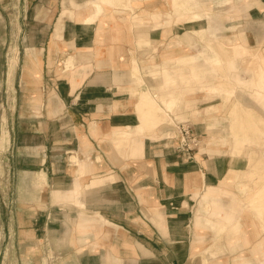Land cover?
Returning <instances> with one entry per match:
<instances>
[{
  "label": "crops",
  "instance_id": "0c3cea01",
  "mask_svg": "<svg viewBox=\"0 0 264 264\" xmlns=\"http://www.w3.org/2000/svg\"><path fill=\"white\" fill-rule=\"evenodd\" d=\"M121 1L0 0V56L11 48L17 57L14 80L4 66L16 104L6 116L14 155L6 168L16 180L15 191L0 190V238L9 246L0 264L261 263L264 228L246 204L252 200L264 215V183L248 193L255 168L264 174V154L253 170L246 155L219 147L179 149L176 139L155 131L164 117L155 96L172 107L180 99L177 78L200 80L209 64H225L222 79L252 91L264 106V0ZM231 2L243 9L236 35L230 19L215 22ZM207 16L228 36L229 45L217 44L223 58L209 38L196 53L180 52L184 25L201 39L213 36ZM154 51L158 62L147 63ZM135 57L151 77L160 75L157 94L144 88L139 101L124 69ZM239 58L254 66L252 77L239 74ZM219 86L227 97L233 92ZM230 112L238 129L232 152L262 143L264 118L240 115L236 103ZM17 176H28L30 192L22 193L24 178ZM7 198L14 200L8 209Z\"/></svg>",
  "mask_w": 264,
  "mask_h": 264
},
{
  "label": "rangeland",
  "instance_id": "374dc122",
  "mask_svg": "<svg viewBox=\"0 0 264 264\" xmlns=\"http://www.w3.org/2000/svg\"><path fill=\"white\" fill-rule=\"evenodd\" d=\"M56 2L57 0H50ZM121 3H124V0L121 1ZM198 9L200 7H197ZM133 10V9H131ZM187 11L188 9H184ZM243 9L238 7L237 3H230V12H226L225 14H218L215 18V22L222 21V18L224 19H230V24H228V29H230V32L234 35L239 32L240 28V18L242 16ZM167 16H171L173 19L174 17V11L173 12H167ZM209 20V26L213 28V36H207L204 39H201L197 32L194 31H186L188 27L186 25L183 26L182 29H179L182 34V40L180 39L179 44L182 45V49L180 52L182 53H196L199 49L203 48L205 46V40L207 38L210 39V43H213L214 48L217 52H219L223 58L224 50L220 48V45L218 46V42H222L224 46H227V37L224 36V33L220 30L221 25L217 23H211L210 19L207 16ZM202 24V23H201ZM204 24V22H203ZM242 27V26H241ZM8 28V27H7ZM167 29V26H165ZM199 30V29H197ZM190 33L192 38L191 40H185V34ZM228 33V32H227ZM179 37V36H177ZM235 37V36H234ZM11 43V42H9ZM7 45H10L7 43ZM11 46V45H10ZM5 47L6 51L7 48ZM179 52V51H178ZM8 55L5 57L0 56V180L2 182V178H6V180H9L6 185L0 183V190L3 189V191H7L8 193L11 191V188L13 187V191L15 188V180H16V174L14 173V170L11 168H6V165L11 166L10 163L14 160V155L10 151V143L9 141H5V133H6V125L8 122V119H6V116L13 115V111H16V104L13 100V88L6 87L5 83V73H4V66L9 68V73H7V79L14 80L15 79V72L14 69L16 67L17 57L15 55V50H9L7 51ZM160 58V55H158L157 51H154L152 55H150L148 58H146L147 63H149V59L151 60L150 63H152L153 60H156L158 62ZM162 58V57H161ZM137 57L131 60V63L124 67L126 69L127 75L129 80L134 84V88L131 89V94L136 96L137 101H139V91L142 89H148L154 95L157 94L159 88L157 87L159 83V73L153 77H151L150 73L146 70L148 68H141L142 66V60H140ZM203 64V61H200ZM140 64V65H138ZM163 65L164 63L161 62ZM176 62H172V67L176 66ZM236 69L238 70L239 74L242 77L250 78L253 75L254 70L253 67L250 64H246L242 61L241 58L237 59L235 61ZM73 67L72 60H68L66 62V67ZM170 66V67H171ZM159 67V66H158ZM171 67V68H172ZM207 70L204 71L203 77H201L200 80L189 78L187 81L181 80V78H177L176 80V86H174V89L179 92L180 99H178L176 104L172 107H168L164 101H162L159 96H155L158 105L162 108V111L164 113V117L155 127V131L159 129V131H163L162 135L165 136V138L174 140H177V147L181 143V134L179 133L178 125L181 123H186L190 129V132L192 134H195V132H198V141L197 144L202 149V145H208V147H219V150L217 152H227L231 155H246V158L248 159V165L249 168L254 170L253 164L257 163V159L261 157L264 154V139L262 143L257 142H250L244 144V148H242L239 152H232L230 150V143L233 141V135H234V129L236 125L235 118L231 116V108L233 104H237L239 109L241 110L240 115H252L255 121H259L260 118H264V107L257 102V99L255 98V95L252 91L247 90L242 85H239L234 82H230L227 78L222 79L223 77L220 76L221 73L226 72L227 68L225 64L221 67H215V70L212 69L211 65L209 64L207 66ZM145 71H142V70ZM184 70L185 72L189 70V67L187 66ZM16 71V70H15ZM136 72V74H134ZM175 73H178L179 70L174 71ZM14 75V78H13ZM136 76V80L135 77ZM137 76L138 78L137 80ZM134 80V81H133ZM10 83V82H8ZM222 85L223 88H232L233 92L229 97H227L226 93L222 90L219 91L220 86ZM216 86V88L213 90V87ZM218 87V88H217ZM221 87V88H222ZM134 90H137L135 93ZM147 93V92H146ZM148 95V94H147ZM6 98V101L4 100ZM3 100L4 102H2ZM6 113V115H5ZM193 120L195 123L196 128L192 127V123L190 120ZM235 123V125H234ZM194 125V124H193ZM197 125L199 127H197ZM237 128V127H236ZM203 131V133H201ZM258 132V130H255ZM249 133L254 132V129H249ZM196 135V134H195ZM196 135V136H197ZM264 136V135H263ZM153 138H158V136H153ZM224 140V141H223ZM114 142V140H113ZM116 146V144H115ZM117 147V146H116ZM179 148V147H178ZM181 149V148H180ZM218 149V148H217ZM183 150V149H181ZM191 150V149H190ZM209 153H212L213 151L208 149ZM207 150V151H208ZM187 151V150H185ZM248 152L251 153V156L253 159L249 160L248 158ZM3 162V163H2ZM10 162V163H6ZM256 172L255 176L250 177L249 179L252 180V190H250V195L253 191H256L259 186L264 183V174L259 175V168H255ZM247 176V175H246ZM18 177L17 176V180ZM24 178V177H21ZM4 180V179H3ZM23 181L25 182V186L22 187L24 194L26 191L30 192V189L32 188L28 176L26 179L24 178ZM11 182V183H10ZM40 184V183H39ZM260 198L264 197V188L261 192ZM248 198V197H247ZM255 198V197H254ZM253 198V199H254ZM252 201V200H251ZM251 201L248 199V202L246 204V210L253 214V216L256 218L257 224L264 228V215H260L257 211V209L250 207ZM6 204L5 206L7 209L14 203L13 199L7 198L5 200ZM264 205H261V208ZM232 214V213H231ZM7 222L9 223V216L7 217ZM232 224H230V227L232 228L235 223L234 221H231ZM237 222V221H236ZM2 238H0V256L5 254V247L8 245L2 244ZM6 242V239L4 240ZM3 241V242H4ZM6 244V243H5ZM260 249L261 246H259ZM260 264V263H257Z\"/></svg>",
  "mask_w": 264,
  "mask_h": 264
},
{
  "label": "built area",
  "instance_id": "2783aa9c",
  "mask_svg": "<svg viewBox=\"0 0 264 264\" xmlns=\"http://www.w3.org/2000/svg\"><path fill=\"white\" fill-rule=\"evenodd\" d=\"M179 133L181 134V143L179 149L190 150L197 144L198 138L195 134L190 132V129L186 123L178 125Z\"/></svg>",
  "mask_w": 264,
  "mask_h": 264
},
{
  "label": "bare ground",
  "instance_id": "6f19581e",
  "mask_svg": "<svg viewBox=\"0 0 264 264\" xmlns=\"http://www.w3.org/2000/svg\"><path fill=\"white\" fill-rule=\"evenodd\" d=\"M254 54V53H253ZM254 59V58H253ZM251 61H252V59H251ZM250 61V62H251ZM254 61V60H253ZM253 61H252V63H253ZM250 65H251V63H250ZM252 66V65H251ZM254 67V66H253ZM264 101V100H263ZM264 107V106H263ZM258 252L260 253V255L261 256H264V252H263V249H260L259 247H258ZM263 261L260 263V264H264V259H262Z\"/></svg>",
  "mask_w": 264,
  "mask_h": 264
}]
</instances>
